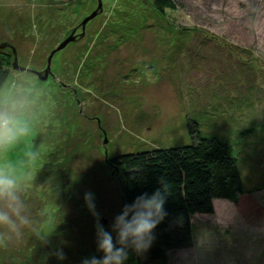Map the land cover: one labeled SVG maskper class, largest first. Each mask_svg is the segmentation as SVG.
<instances>
[{"label": "rangeland", "instance_id": "obj_1", "mask_svg": "<svg viewBox=\"0 0 264 264\" xmlns=\"http://www.w3.org/2000/svg\"><path fill=\"white\" fill-rule=\"evenodd\" d=\"M170 2L174 8L161 14L149 0H100L101 7L99 0H0V52L13 64L14 49L18 66L0 102L26 99L34 123L30 135L0 150V168L20 180L30 221L0 244V264H81L99 256L85 195H93L110 230L124 205L122 170L110 162L191 144L187 119L203 114L218 127L227 123L223 138L251 128L233 141L244 193L193 218V248L171 254L169 264H264V97L255 117L241 112L227 82L249 80L247 70L264 90V0ZM194 40L202 43L189 53ZM235 116L247 123L237 129ZM31 150L37 171L26 167Z\"/></svg>", "mask_w": 264, "mask_h": 264}, {"label": "trees", "instance_id": "obj_2", "mask_svg": "<svg viewBox=\"0 0 264 264\" xmlns=\"http://www.w3.org/2000/svg\"><path fill=\"white\" fill-rule=\"evenodd\" d=\"M149 1L161 14L168 8H174L170 0ZM194 41H191L193 46L189 44L187 52H194L195 45L200 47L201 41ZM211 42L213 41L208 39L205 44L209 45ZM216 47L218 48L217 45ZM237 64L240 63L234 62L235 68ZM241 64L238 66L239 69L247 68L244 63ZM10 68H13V64L9 56L0 52V90L8 82ZM246 73L247 70L244 72L245 79L248 76L249 80L246 79L242 83H235L231 77L232 82L227 81L226 78L225 80L234 85V88L232 86V91L235 93L233 106L238 107L241 112L252 110L250 114L254 115L258 113L253 107L260 103V100L262 101L264 90L258 88L255 78L252 77L254 75L249 76ZM221 77V75L217 76L216 83H224ZM203 110L206 111V107ZM206 113L209 114V110ZM209 115L188 117L187 126L191 138L189 145L121 154L110 162L112 168L122 170L121 189L124 204L131 202L142 192L150 193L160 187L167 189V219L157 227L155 242L139 264H169L171 254L193 248V218L213 214V203L217 200L236 204L244 193L233 141L236 137L244 135L243 131L248 132L251 128L241 129L238 133L235 130L228 131L223 138L227 123L220 122L223 127H218L219 123L217 124ZM238 118L237 129L241 126L240 117ZM254 120L250 125L256 122V118ZM229 121H234V117H230ZM31 123L33 126L34 123ZM218 132H221V135ZM33 138L34 136L27 138L28 143ZM32 151L34 150L29 152ZM26 167L27 170L37 171L39 162L30 161Z\"/></svg>", "mask_w": 264, "mask_h": 264}, {"label": "clouds", "instance_id": "obj_3", "mask_svg": "<svg viewBox=\"0 0 264 264\" xmlns=\"http://www.w3.org/2000/svg\"><path fill=\"white\" fill-rule=\"evenodd\" d=\"M28 101L24 98L0 102V150L11 148L32 132ZM36 152H29L27 159L34 161ZM86 206L96 221V250L99 256L85 258L81 264H129L131 256L139 264L151 250L157 227L168 216L167 189L156 188L142 192L131 202L125 203L120 213L113 218L111 229L106 230L96 212L94 197H84ZM23 188L15 172L0 168V244L19 237L29 226ZM58 261L64 253H55Z\"/></svg>", "mask_w": 264, "mask_h": 264}, {"label": "water", "instance_id": "obj_4", "mask_svg": "<svg viewBox=\"0 0 264 264\" xmlns=\"http://www.w3.org/2000/svg\"><path fill=\"white\" fill-rule=\"evenodd\" d=\"M99 7H101L100 0H99ZM93 15H94V14H93ZM93 15H92V16H93ZM85 21H87V20H85ZM67 43H68V42L63 43V44L61 45V47H64ZM3 47H4V46H3ZM61 47H60V48H61ZM13 53H14V55H15L14 62H13V67H14L15 69H17L18 66H17V62H16V53H15V50H14V49H13ZM50 59H51V56H50L49 59H48V63L50 62ZM20 69H21V68H20ZM48 72H49V68L46 69V72H45L44 77L42 78V80H45V79L47 78V76H48ZM105 222H106V221H103V224H104Z\"/></svg>", "mask_w": 264, "mask_h": 264}]
</instances>
